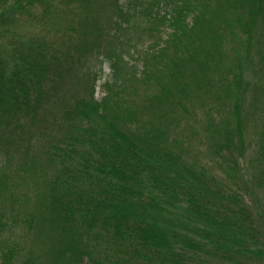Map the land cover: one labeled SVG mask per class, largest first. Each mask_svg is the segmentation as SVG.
<instances>
[{
  "label": "trees",
  "instance_id": "trees-1",
  "mask_svg": "<svg viewBox=\"0 0 264 264\" xmlns=\"http://www.w3.org/2000/svg\"><path fill=\"white\" fill-rule=\"evenodd\" d=\"M81 1L0 0V129L9 126L3 130L15 132L26 123L44 140L40 139L42 160L54 171L47 193L51 214L47 223L56 232L58 246L54 262L264 264V241L259 242L264 231L257 226L251 201L230 183L205 177L206 170L192 172L167 138L166 114L155 118L162 107L174 114L176 105L188 97L185 77L176 80L182 67H190L196 84L208 85L211 54L206 45L212 50L219 46L223 17L201 3L194 23L186 28L181 24L200 0L115 4L106 40L114 38L118 45L138 22L148 23L149 30L160 25L172 30L164 45L150 48L145 58L143 51L137 81L144 89L140 103L128 92L137 83L124 87L129 62L122 51L105 48L103 39H89L87 27L80 26L75 37L79 44L83 41L82 49L69 37L76 23L70 16L72 5ZM222 1L238 10L237 16L224 11L222 15L233 17L232 24L242 31L240 38L251 39L264 24V0ZM52 12L68 18L63 29L68 42L50 33L52 25L58 26L51 22ZM208 14L220 21L215 28L214 23L202 26ZM100 48L104 50L100 64L106 62L111 70L104 85L107 96L97 102L91 93L72 104L58 98L88 52ZM166 75L178 83L170 105L168 99L175 93ZM229 177L238 186L239 177L234 173ZM249 181L247 194L264 193V164ZM19 252L16 244L0 239V264H37Z\"/></svg>",
  "mask_w": 264,
  "mask_h": 264
},
{
  "label": "rangeland",
  "instance_id": "rangeland-1",
  "mask_svg": "<svg viewBox=\"0 0 264 264\" xmlns=\"http://www.w3.org/2000/svg\"><path fill=\"white\" fill-rule=\"evenodd\" d=\"M126 1L120 0V3ZM118 2L119 0H84L81 4L73 3L70 16L76 23L69 37L75 40L77 49H82L83 41L79 44L75 37L79 34L80 26L83 30L87 27L89 39H103L105 48L116 47L117 51H122L129 62L122 80L126 84L124 87H129L132 82L140 81L143 51L145 58V53L150 48L156 49L157 45H164L172 30L163 25L149 30L148 23L138 22L118 45L114 38L106 40L105 30ZM201 3L212 13L216 9V14H219L217 16H222L225 21L214 22L208 12V19L204 18L201 22L202 26L214 23V28L220 22L219 46L212 50L211 44L206 45L211 54V63L206 71L205 84L208 85L196 84L190 78V67H182V75L176 80L181 81L185 77L189 85L188 97L181 105H176L174 114H169L167 107H162L159 112L157 110L155 118H162L163 112L166 114L167 120L163 127L167 128V138L192 172L206 170L208 175L205 177L230 183L233 189L245 196L247 201H251L254 217L260 225L257 226L264 231V193L255 190V193L251 191L247 194L246 189L252 173L264 164V24L258 26L259 30L250 40L245 36L240 38L238 33L242 31L238 25L232 24L233 17L222 15L224 11L237 16L238 10L233 11L224 6L222 0H200L199 5L190 9L191 14L187 15L181 26L190 28L194 23L195 13L202 8ZM67 19L63 14L52 12L51 22L58 26L52 25L50 33L60 41H69L63 30L67 26ZM199 25L200 23L196 30ZM103 51L100 48L88 52L77 74L64 85L58 98H65L72 104L78 96L88 97L91 93L97 102L107 96L104 85L111 79V70L106 62L100 64V54ZM164 79L169 82L171 77L166 75ZM201 79L202 76L199 81ZM176 80L174 79L175 83L171 80L172 84L169 86L174 93L178 85ZM130 88V97L133 96L140 103L144 102L142 84L138 82ZM175 95L176 93L174 99H168L167 104H173ZM57 106L58 104L53 107ZM171 109L174 110L175 106ZM7 128L9 126L3 127ZM3 129H0V239L16 244L21 256L27 254L37 260V264H56L53 260L58 247L55 243L56 232L50 230L47 223L51 215L47 196L48 180L52 178L54 171L46 168V161L42 160V137L39 134L33 135L36 130L26 123L15 132ZM233 173L239 177L238 186L237 180L229 177ZM250 187L252 188V184ZM262 241L264 239L260 238L259 242Z\"/></svg>",
  "mask_w": 264,
  "mask_h": 264
}]
</instances>
